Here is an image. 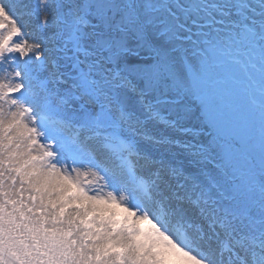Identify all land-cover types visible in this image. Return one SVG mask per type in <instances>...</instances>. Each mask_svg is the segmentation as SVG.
<instances>
[{"label": "snow or ice", "instance_id": "1", "mask_svg": "<svg viewBox=\"0 0 264 264\" xmlns=\"http://www.w3.org/2000/svg\"><path fill=\"white\" fill-rule=\"evenodd\" d=\"M0 264H264V0H0Z\"/></svg>", "mask_w": 264, "mask_h": 264}, {"label": "bare ground", "instance_id": "2", "mask_svg": "<svg viewBox=\"0 0 264 264\" xmlns=\"http://www.w3.org/2000/svg\"><path fill=\"white\" fill-rule=\"evenodd\" d=\"M116 211L119 212L120 210H119V209H116ZM130 225H131V221L129 220V221H127V223H126V226H130Z\"/></svg>", "mask_w": 264, "mask_h": 264}]
</instances>
